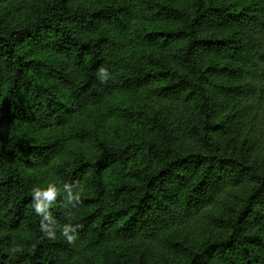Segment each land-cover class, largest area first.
<instances>
[{
  "label": "trees",
  "instance_id": "obj_1",
  "mask_svg": "<svg viewBox=\"0 0 264 264\" xmlns=\"http://www.w3.org/2000/svg\"><path fill=\"white\" fill-rule=\"evenodd\" d=\"M11 1L0 264H264V0ZM50 183L75 244L43 238Z\"/></svg>",
  "mask_w": 264,
  "mask_h": 264
},
{
  "label": "clouds",
  "instance_id": "obj_2",
  "mask_svg": "<svg viewBox=\"0 0 264 264\" xmlns=\"http://www.w3.org/2000/svg\"><path fill=\"white\" fill-rule=\"evenodd\" d=\"M100 83H106L110 79V75L105 68L99 69ZM74 187L79 188L78 191H73ZM63 192L66 195L63 196L61 206L65 209L69 207L72 209L77 208L82 203L81 192L82 186L79 182H73V184L64 183L62 185ZM62 195L61 190L56 184H49L46 189L35 187L32 190V200L35 213L41 217L40 230L43 234V238L55 239L56 231L59 228L61 236L67 241L68 244H75L79 238V231L82 229L81 224H65L59 226L57 221L52 218L51 211H49L56 203L57 198ZM70 216L71 213L69 212Z\"/></svg>",
  "mask_w": 264,
  "mask_h": 264
},
{
  "label": "rangeland",
  "instance_id": "obj_3",
  "mask_svg": "<svg viewBox=\"0 0 264 264\" xmlns=\"http://www.w3.org/2000/svg\"><path fill=\"white\" fill-rule=\"evenodd\" d=\"M5 4L0 3V11L2 12L3 22L9 25H15L23 22H28L31 19L30 12L21 6H16V3L11 1L9 6H12L13 10L9 13H4ZM5 131L0 130V136L4 135Z\"/></svg>",
  "mask_w": 264,
  "mask_h": 264
}]
</instances>
